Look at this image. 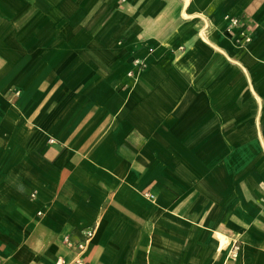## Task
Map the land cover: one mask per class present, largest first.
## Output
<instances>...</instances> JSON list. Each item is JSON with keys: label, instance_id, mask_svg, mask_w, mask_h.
<instances>
[{"label": "crops", "instance_id": "obj_1", "mask_svg": "<svg viewBox=\"0 0 264 264\" xmlns=\"http://www.w3.org/2000/svg\"><path fill=\"white\" fill-rule=\"evenodd\" d=\"M94 227L86 264H264V0H0V264Z\"/></svg>", "mask_w": 264, "mask_h": 264}, {"label": "built area", "instance_id": "obj_2", "mask_svg": "<svg viewBox=\"0 0 264 264\" xmlns=\"http://www.w3.org/2000/svg\"><path fill=\"white\" fill-rule=\"evenodd\" d=\"M239 26V21L237 19H231L230 20V26L227 29V32H232V29ZM251 39L244 34H242V37L238 41V46L240 49H243ZM133 67L137 72H141L145 68V64L143 60H134L133 61ZM129 77L134 76V72H131L128 74ZM35 193L31 194V198L33 199L35 197ZM143 196L151 201L154 200L153 195L149 193H143ZM41 213H38V216H40ZM95 227L94 228H88L84 229L82 231V238L79 241H74L70 236H65L63 238V245L68 249V251L72 252V259L69 262H66L63 258H57L54 264H86V262L83 259V256L88 248V245L90 244L91 240L93 239L95 235ZM240 252V244L238 242H233L229 246V250L226 256L225 264H230L234 262L239 255Z\"/></svg>", "mask_w": 264, "mask_h": 264}]
</instances>
